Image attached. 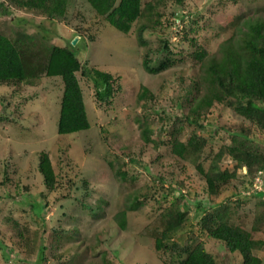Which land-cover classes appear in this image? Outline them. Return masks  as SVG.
<instances>
[{"label": "rangeland", "instance_id": "rangeland-1", "mask_svg": "<svg viewBox=\"0 0 264 264\" xmlns=\"http://www.w3.org/2000/svg\"><path fill=\"white\" fill-rule=\"evenodd\" d=\"M5 2L0 0L1 33L12 36L21 30L38 38L45 35L44 39L59 45H67L75 36V43H70L74 53L89 66L117 76L120 89L109 104H98L90 82L82 79L89 126L58 134L56 119L62 86L58 76L39 77L30 85L22 84L15 94H11L12 86L0 84V241L9 250L5 255L0 249V264H37L40 236L44 237L45 249L38 264H104L108 258L112 264H176V259L183 257L181 249L192 236L204 240L206 249L218 260L241 264L238 253H228L220 242L212 241L198 229L193 220L196 211L222 203L227 205L230 223L249 229L252 223L257 224L264 203L257 198L232 195L237 192L238 178L223 184L217 195L206 193L205 183L194 169L195 159L178 158L171 152L169 142L177 125L180 128L175 135L181 141L194 131L204 136L206 143L198 161L207 168L231 135H256L253 148L264 152V134L257 135L246 119L217 103L203 111L197 122H189L186 106L195 94L193 83L200 70L191 56L193 44L180 33H171L182 25L150 27L146 18H140L124 36L97 16L85 0H68L60 21L37 27L41 16L14 6L10 7L11 14L5 15ZM146 2L154 4L158 0H141L142 4ZM158 9L164 15L172 10L187 14L182 26L187 38L192 37L210 55L228 36L231 15L264 16V0H161ZM192 20L195 23L190 25ZM141 22L147 24L142 32L146 44L137 47L136 28ZM164 38H170L172 63L158 73H148L141 67V60L147 55L149 64L154 65L167 56L163 50H156ZM142 86L150 96L139 99ZM205 123L210 124L209 130L197 127ZM140 124L150 128L147 143L142 141ZM40 151L48 154L56 173L57 183L51 191L45 189L38 172ZM105 158L112 160L114 168L124 169L126 165L127 177L133 178L120 181L109 173ZM218 165L229 167L231 162L223 157ZM176 181L189 190L184 225L191 232H178L172 239L177 242L175 250L161 252L154 249L152 232L160 228L159 212L174 201L172 193L165 190ZM132 196L142 204L126 212L125 229L121 231L115 224V214L126 207ZM176 202L180 206V201ZM29 204H35L36 215L45 213L42 233L37 222L40 219L31 213ZM12 218L20 224V238L11 228ZM60 229L63 235L56 239L54 233L60 234ZM253 237L264 241V223ZM25 239H35L36 245ZM252 252L264 264V245Z\"/></svg>", "mask_w": 264, "mask_h": 264}, {"label": "trees", "instance_id": "trees-1", "mask_svg": "<svg viewBox=\"0 0 264 264\" xmlns=\"http://www.w3.org/2000/svg\"><path fill=\"white\" fill-rule=\"evenodd\" d=\"M5 1L6 7H3L5 15L11 14L10 7L13 6L25 9L41 16L42 19L36 25L43 27L44 25L52 26L55 21L58 22L65 16L68 0ZM85 1L97 16L103 17L107 24L124 36L129 34L132 24L140 18H146L147 22L151 23L150 27L170 26L173 23L183 26L184 19H187V14H178L173 10L164 15L158 9L161 0L154 4L150 2L142 4L141 0ZM175 1L176 3L181 2V0ZM13 19L14 16L11 15V20ZM25 21H29V19L26 18ZM189 23L192 25L195 21L192 20ZM146 25L141 22L136 28V46L146 44V40L142 38V32ZM228 25L230 27L228 36L218 43L216 53L210 55L204 48H199L192 37L187 38V32L183 30L182 26L177 32H171L172 35L180 33L184 39L193 44L194 49L191 51V56L199 64L200 72L193 83L195 94L192 93L186 106L191 118L188 116L186 118H189V122L195 123L202 116L203 111L216 103L222 104L246 119L258 133L257 135L264 134V16L249 17L244 14H232ZM189 30L190 27L187 28V31ZM44 37L45 35H42L38 38L32 33L21 30L13 32L12 36L0 32V84L12 86L11 94H15L17 87L22 84L30 85L39 77L58 76L62 86L59 95L56 133L68 134L87 129L89 122L81 80L86 79L90 82L96 103L109 104L117 90L120 89L117 76L82 62L80 57L74 53V46L70 43L59 45L44 39ZM169 39H162L159 48H156V50H163L168 54L156 64H149L150 59L147 55L143 56L140 65L145 71L158 73L171 65L170 55L172 53L168 46ZM148 93V89L142 86L137 96L139 99H144L147 95L150 96ZM209 125V123L198 124L197 127L209 130ZM179 128L180 125L173 128V135L169 142L170 150L180 159L187 157L195 159L194 169L203 179L206 193L217 195L223 184L238 178L237 192H233L232 195L241 199L257 198L261 203H264L263 191L253 190L244 197L238 195L240 190L252 188V178L257 170L264 174V152L253 148L256 135L252 137L239 132L231 135L229 142L215 152L207 168H204L198 159L206 143L205 137L194 131L185 141H181L175 135ZM149 131L150 128L147 125L140 124V133L144 143L150 140ZM256 141L262 142L261 140ZM262 143L264 145V141ZM223 157L231 162L229 167H219L218 162L223 160ZM103 162L109 173H113L120 181L128 178L126 165H124V169L114 168L115 164L112 160L105 158ZM37 168L45 189L54 190L57 183L56 173L48 154L44 151H40L38 154ZM132 178L133 176L130 175L128 180ZM158 179L163 180L162 177H158ZM67 181L72 182L69 178ZM165 192L172 193L174 201L159 212L160 228L152 232L154 234V249L161 252L175 250L177 242L172 239L178 232H185V234L191 232L190 228L184 225L186 208L189 207L187 204L189 190L182 182L176 181L174 185L168 184ZM38 195L41 197L42 194L39 192ZM177 200L180 201V206L176 202ZM141 204L142 202L137 197L132 196L126 207L116 212L115 224L119 230L125 229L126 212L136 209ZM221 204L210 209H197L193 220L198 229L203 230L212 241L220 242L228 253H238L241 264H261V259L253 254L252 250L264 245L263 240L253 237V233L259 230V225L264 223V208L258 215L257 224L252 223L249 229H245L238 224L229 222L227 205ZM34 205L29 204V208L35 218L40 219L37 222H40L42 233L45 230V213L41 217L36 215L33 212ZM43 205H45L44 201ZM11 220V228L20 238V224L14 218ZM59 231L60 234L54 233L56 239L63 235V230ZM43 239V236L38 239L37 264L43 260L45 249ZM188 239L190 242L181 249L183 257L175 258L176 264H227L226 261L218 260L215 254L206 249L204 240L193 238V236ZM25 241L30 242L33 246L36 245L35 239H30V241L25 239ZM0 249L5 255L8 254L9 250L1 241ZM109 260L111 261L110 258L104 259V264H112ZM101 262L103 263V260ZM162 263L164 264V261Z\"/></svg>", "mask_w": 264, "mask_h": 264}, {"label": "built area", "instance_id": "built-area-1", "mask_svg": "<svg viewBox=\"0 0 264 264\" xmlns=\"http://www.w3.org/2000/svg\"><path fill=\"white\" fill-rule=\"evenodd\" d=\"M264 174L260 170H257L252 178V188L248 190H240V194H249L251 191H263L264 198Z\"/></svg>", "mask_w": 264, "mask_h": 264}, {"label": "water", "instance_id": "water-1", "mask_svg": "<svg viewBox=\"0 0 264 264\" xmlns=\"http://www.w3.org/2000/svg\"><path fill=\"white\" fill-rule=\"evenodd\" d=\"M76 39H77V38L74 36V37L71 39L70 43H71V44H74L75 41H76Z\"/></svg>", "mask_w": 264, "mask_h": 264}]
</instances>
